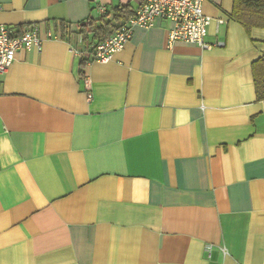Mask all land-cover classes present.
<instances>
[{"label": "crops", "instance_id": "crops-1", "mask_svg": "<svg viewBox=\"0 0 264 264\" xmlns=\"http://www.w3.org/2000/svg\"><path fill=\"white\" fill-rule=\"evenodd\" d=\"M140 2L0 0L1 24L43 40L0 75V264L264 263V30L211 0V50L167 46L158 18L88 64L99 38L62 34Z\"/></svg>", "mask_w": 264, "mask_h": 264}, {"label": "built area", "instance_id": "built-area-1", "mask_svg": "<svg viewBox=\"0 0 264 264\" xmlns=\"http://www.w3.org/2000/svg\"><path fill=\"white\" fill-rule=\"evenodd\" d=\"M208 1L211 0H141L138 8L128 19L116 26L112 35L89 47L86 63L108 62L114 54L123 49L131 37L133 28H151L158 18L172 23V28L167 33V46L175 42H184L203 50L223 47L222 42L209 44L205 41L211 19L204 13L203 5ZM97 13L103 16L106 13L105 7L99 6ZM39 34L40 28L36 24L14 27L0 23V75L8 71L19 51H40L43 40ZM46 36L48 39H59L51 32ZM81 41L79 39L76 43L80 44ZM76 53L80 55L79 51ZM210 250L211 245H207V253ZM222 252L225 254V249H222Z\"/></svg>", "mask_w": 264, "mask_h": 264}, {"label": "trees", "instance_id": "trees-1", "mask_svg": "<svg viewBox=\"0 0 264 264\" xmlns=\"http://www.w3.org/2000/svg\"><path fill=\"white\" fill-rule=\"evenodd\" d=\"M107 14L106 12V15L96 20L89 19L87 23L79 24L75 29L61 24L62 34L70 35L77 33L83 35V41L90 40L94 42L93 38H99V42H101L112 35V32L116 30V27L114 30V27H111L109 22H104ZM130 16L127 8L122 7L114 10L113 18L128 19ZM230 19L241 25L246 33H249L252 29L264 30V0H233ZM84 67L85 61L83 60L80 64V75L82 77L84 76ZM252 72L256 101H264V61L260 60L255 62L252 66Z\"/></svg>", "mask_w": 264, "mask_h": 264}]
</instances>
